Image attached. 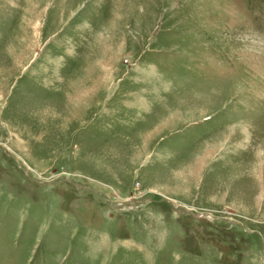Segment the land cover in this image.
Returning <instances> with one entry per match:
<instances>
[{"label": "rangeland", "instance_id": "obj_1", "mask_svg": "<svg viewBox=\"0 0 264 264\" xmlns=\"http://www.w3.org/2000/svg\"><path fill=\"white\" fill-rule=\"evenodd\" d=\"M0 264H264V0H0Z\"/></svg>", "mask_w": 264, "mask_h": 264}]
</instances>
